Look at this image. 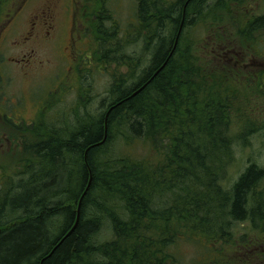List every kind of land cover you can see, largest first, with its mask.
Masks as SVG:
<instances>
[{
  "label": "trees",
  "instance_id": "16d2710c",
  "mask_svg": "<svg viewBox=\"0 0 264 264\" xmlns=\"http://www.w3.org/2000/svg\"><path fill=\"white\" fill-rule=\"evenodd\" d=\"M10 1L0 0V21L10 10ZM12 1L21 4L23 0ZM207 2L137 0V31L145 42L144 51L152 53L140 76L135 71L141 61L121 54L120 41L114 42L117 26L105 31L103 21H98L95 63L119 66L112 72L109 91L113 100L99 119L79 121L72 129L57 128L47 118L20 125L11 121L18 130L25 129L27 157L23 170L16 173L18 181L10 182L15 171L11 176L8 170L10 176L1 188L0 264L264 261V243L256 241L254 246L244 236L234 240L226 223L227 217L240 223L249 220L264 232V186L260 185L264 168L251 163L230 190L222 185L234 161L233 95L244 94L238 86L241 74L224 62L208 70L183 47L186 27L205 23V14H192ZM245 2L218 0L217 6L243 11ZM236 28L250 38L264 30V15L249 20L242 17ZM124 65L129 70L119 79L117 71ZM255 67L245 76L258 77L263 94L262 64ZM117 127L122 135L129 132L149 140L157 152L156 160L130 155L104 159L107 151L103 149L110 145ZM90 178L78 224L69 233ZM167 194L168 203L158 206V200ZM102 213L113 227L114 238L97 244L94 240L102 227ZM182 241L199 243L202 259L185 262L187 258L174 250ZM233 248L239 257L228 255ZM96 254L101 263L95 261Z\"/></svg>",
  "mask_w": 264,
  "mask_h": 264
},
{
  "label": "rangeland",
  "instance_id": "374dc122",
  "mask_svg": "<svg viewBox=\"0 0 264 264\" xmlns=\"http://www.w3.org/2000/svg\"><path fill=\"white\" fill-rule=\"evenodd\" d=\"M12 3L11 0L7 6L10 10L14 8L13 17L20 13L18 15L19 22L16 28L14 26L11 29L9 37L3 42L5 47L3 58L5 60L9 57L24 58L22 55L25 51L36 49L35 54L31 57L32 68L27 71L23 70L24 68L21 67L27 64L26 61L9 58L4 63L5 74L0 71V74L5 77L1 83L7 92L3 95L6 97V106H8L6 108L10 109L11 107L14 110V113L11 110L7 113L19 125L47 118L57 128L67 126L72 129L74 128L72 126H75L79 121L91 118L97 120L101 117L106 110L105 107L113 100L109 91L113 82L112 72L118 70L119 66L105 61L104 65L102 62L99 65L95 63L94 51L97 47V38H99L96 30L98 21H103L102 29L105 31L112 30V26H117V36H115L114 42L120 41L122 45L120 53L139 59L142 63L135 71L137 76H140L150 64L152 53L144 51L145 42L137 31V0H74V2L73 0H25L21 4ZM245 3L247 7L242 11L229 7L220 8L217 6L218 0H209L201 8V11L192 14L194 17H202L205 14L203 17L205 23L197 27L188 25L183 34L184 49L190 55L197 56L201 61H198L200 65L204 63L206 69L213 70V68L221 67L224 62L241 74L238 76L240 79L238 86L244 94L233 95L236 98L232 110L234 116L232 132L235 136L232 148L234 161L229 165V175L222 184L225 189L229 188V190L251 163H256L264 168V93L259 91L258 84L260 82L258 81L260 79L258 77L251 80L245 76L256 70L255 66L259 64H262L260 69L264 71V30L247 38L237 33L236 28L242 17L249 20L255 16L264 15V0H246ZM47 4H54L56 7L57 26L55 32L45 41L35 39L29 46L24 45L22 48H16L13 41L26 33L32 17L45 9ZM102 10L104 13L101 14ZM9 12L2 17L0 25L6 21L5 18ZM100 15H102L101 19L98 18ZM39 32V38H41V31L39 30ZM108 41L110 39H107ZM108 45L110 43L106 46ZM111 46L116 48V43ZM22 49L23 51H21ZM75 57L78 58V61L75 60ZM227 59L229 63L223 61ZM128 70V66H121L119 72L117 71L118 78H124V73ZM78 73L79 79H76ZM59 76L60 80L65 77V80L69 82L68 94L66 92L65 94H48L55 89ZM248 80L250 84L257 87V91L253 90V86L251 88L250 84H246ZM78 81L79 83H77ZM65 89L62 88V90ZM3 102L5 100L0 97V110L4 109L3 112H5ZM119 130L122 129L117 127L115 137L112 138L110 145L103 149V152L107 151V154L103 155L104 159L110 156L118 158L126 155L150 160L157 157V152L149 140L144 137H133L126 128L127 135H122ZM243 131H246L245 134L241 133ZM24 132L25 129L18 130L0 114V192L5 184L6 176L10 174L8 170L12 172L11 176L15 171L13 176L16 178V173L20 174L19 172L23 170V165H25L23 158L27 157L25 156L27 152L24 147ZM103 156L101 155V157ZM33 158L35 161L37 160V157ZM6 166L8 168L4 170ZM14 177L10 179L13 184L18 181V178L14 181ZM260 185L264 186V180ZM168 195L170 194L158 200V206L168 203L170 198ZM93 212H91L92 216H94ZM19 214L21 213L19 212ZM102 217H104L102 227L98 237L94 240L97 244L114 238V230L110 221L103 213ZM120 217H123V214ZM226 223L231 229L234 240L244 236L248 243L251 242L255 244L254 246L264 243V232L254 228L251 221L240 223L234 221L232 217H227ZM256 241L258 244L254 243ZM201 247L199 243L182 241L174 250L178 251L179 256L187 258L185 262L190 258L198 261L203 257ZM228 255L239 257L240 253L233 248ZM95 261L102 262L97 254ZM233 263L237 264L238 262ZM256 263L264 264V261L257 260Z\"/></svg>",
  "mask_w": 264,
  "mask_h": 264
},
{
  "label": "flooded vegetation",
  "instance_id": "af4514ba",
  "mask_svg": "<svg viewBox=\"0 0 264 264\" xmlns=\"http://www.w3.org/2000/svg\"><path fill=\"white\" fill-rule=\"evenodd\" d=\"M25 0L22 1V3H24ZM74 2V0H73ZM18 10V9H17ZM10 11V12H9ZM7 17L5 18L6 21L2 22L3 25H1L0 27V71H2L3 74H5V68L6 66L4 65L5 61H7V59L11 58V59H22L24 61H26V65L21 67L24 68L23 70H28L30 68H32L33 65V60L31 57H33V55L35 54L34 51H36V49L32 48L30 51H25L22 55V57H9L6 60L3 58V50H4V44L3 42L9 37V33L11 31V29L18 24L19 20H18V15L20 13H15V17H13L12 12L14 11V8L12 10H9ZM11 13V15H10ZM10 15V16H9ZM56 26H57V17H56V7L54 6V4H47V6L45 7V9H43L40 13L35 14L32 17L31 23H30V27L28 28V30L26 31V33H24L22 36H20L19 39L14 40L13 41V45H15L16 48H22V46H29V44L31 43V41L35 40V39H40V41H45L47 39H49L51 37V35L55 32L56 30ZM41 31V38L40 37V32ZM7 31V32H6ZM23 51V49L21 50ZM78 56V54H77ZM78 58L75 57V60H77ZM78 61V60H77ZM78 65V63H77ZM20 69V68H19ZM73 69V68H72ZM22 70V69H20ZM4 76L2 74H0V94H2L0 97L3 98V100H5V102H3V106L5 108V112L4 109H2V111L0 110V114L3 115L5 117V119L8 121L9 124H11V121H14V118H12L10 116V114H8L7 112L9 110H11L12 113H14V110L10 107V109L6 108L8 106H6V97L3 96L4 94H6L7 92L5 91L4 87H3V83L2 80H4ZM76 79H79V73L76 75L75 77ZM58 81L55 85V89L51 90L48 94H65V92L67 93V90L69 89V82H67L65 80V77H63L62 80H60V76L59 78H57ZM79 83V81L77 82ZM68 87V88H67ZM62 88H66L65 90H62ZM58 89V92H57ZM38 94V93H35ZM68 94V93H67ZM14 123V122H13ZM12 125V124H11Z\"/></svg>",
  "mask_w": 264,
  "mask_h": 264
},
{
  "label": "water",
  "instance_id": "95a60500",
  "mask_svg": "<svg viewBox=\"0 0 264 264\" xmlns=\"http://www.w3.org/2000/svg\"><path fill=\"white\" fill-rule=\"evenodd\" d=\"M143 87H144V86H143ZM143 87H141L138 91L142 90ZM138 91H137V92H138ZM106 131H107V127H106ZM91 181H92V178H90V181H89V183H88V186H87L85 192L83 193V195H82V197H81V199H80V201H79L78 215H77V218H76V222H75L73 228L69 231V233H70L71 231H73V230L75 229V227L77 226V224H78L79 217H80V207H81V204H82V200H83V198L85 197V195H86V193H87V191H88V189H89V187H90Z\"/></svg>",
  "mask_w": 264,
  "mask_h": 264
}]
</instances>
